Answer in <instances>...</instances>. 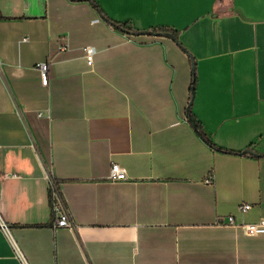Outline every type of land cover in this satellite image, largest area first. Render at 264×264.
<instances>
[{
	"label": "crops",
	"instance_id": "1",
	"mask_svg": "<svg viewBox=\"0 0 264 264\" xmlns=\"http://www.w3.org/2000/svg\"><path fill=\"white\" fill-rule=\"evenodd\" d=\"M263 154L264 0H0V264H264Z\"/></svg>",
	"mask_w": 264,
	"mask_h": 264
},
{
	"label": "built area",
	"instance_id": "2",
	"mask_svg": "<svg viewBox=\"0 0 264 264\" xmlns=\"http://www.w3.org/2000/svg\"><path fill=\"white\" fill-rule=\"evenodd\" d=\"M22 40H27V37H24ZM62 49H66L65 46ZM85 56L88 61V64L93 65L95 61V55L97 53V48L93 45H88L84 47ZM38 69L40 71L41 80L44 85H48L50 82L49 71H50V62L42 61L38 64ZM40 115H43L40 113ZM46 174L49 179L50 186V203L54 215V225L56 228H73L74 222L68 208L66 199L59 187V180L52 174L51 168H46ZM126 168L121 166L118 163H113L110 170L109 179L111 180H125L127 179ZM252 207L251 203H243L240 205L242 211L249 210ZM223 223L231 224L234 226H241L243 230L249 235H256L264 233V216L255 222L239 223L236 221L235 217L230 215L222 220ZM0 223H4L0 218ZM16 253L23 264H28L24 255L19 250V248L14 245Z\"/></svg>",
	"mask_w": 264,
	"mask_h": 264
},
{
	"label": "trees",
	"instance_id": "3",
	"mask_svg": "<svg viewBox=\"0 0 264 264\" xmlns=\"http://www.w3.org/2000/svg\"><path fill=\"white\" fill-rule=\"evenodd\" d=\"M117 26H124L127 27L126 24H116ZM155 31L158 32H170L173 35L175 34V30L171 29V28H166V27H160L158 29H155ZM195 83H196V72H195V68L193 70V78H192V84H191V89L192 92L195 88ZM189 121L190 123L193 125V127L195 128V130L197 131V133L200 135V137L202 139H204L207 143H209L210 145L218 148L219 150L223 151V148L217 147L210 139L209 137L206 135V133L204 132V129L202 127V123L196 118V116L191 112H189ZM231 153H238L241 154L242 152H237V151H231ZM264 155V154H263Z\"/></svg>",
	"mask_w": 264,
	"mask_h": 264
},
{
	"label": "water",
	"instance_id": "4",
	"mask_svg": "<svg viewBox=\"0 0 264 264\" xmlns=\"http://www.w3.org/2000/svg\"><path fill=\"white\" fill-rule=\"evenodd\" d=\"M120 28H122V29H124L126 32H128V33H130V34H134V35H137V34L143 33V32H141V31H136V30H132V29H130V28H126V27H124V26H120ZM144 32H146V33H152V34H157V35L168 34V35H171V36L174 37V35H173L172 33H170V32H158V31H151V30H147V31H144ZM193 68H195L194 63H193ZM193 97H194V90H193V92H192V99H193ZM192 99H191V101H192ZM188 110H190V105L188 106Z\"/></svg>",
	"mask_w": 264,
	"mask_h": 264
}]
</instances>
